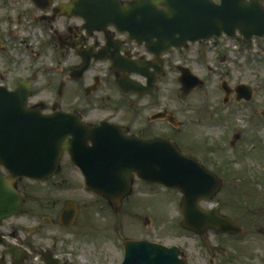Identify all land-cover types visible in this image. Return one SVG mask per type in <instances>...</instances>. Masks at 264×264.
Returning <instances> with one entry per match:
<instances>
[{
    "label": "rangeland",
    "instance_id": "rangeland-1",
    "mask_svg": "<svg viewBox=\"0 0 264 264\" xmlns=\"http://www.w3.org/2000/svg\"><path fill=\"white\" fill-rule=\"evenodd\" d=\"M30 10L28 0H0V45H4L0 49V83L8 87L33 79L34 74L49 77L56 68L68 69L72 63L65 61L57 48L44 45L47 35L40 24L33 25L36 22L29 18ZM175 60L190 67L206 84L185 95L178 72L165 79L158 97L160 108L168 107L180 125L169 130L162 124V130L174 134L185 152L223 177L222 190L203 204L209 208L219 205L224 214L239 222L243 232L224 235L211 229L204 235L195 234L183 226V195L179 190L136 180L119 214L105 200L81 191L82 218L90 211L97 214L82 220L88 225L82 231L92 233L65 235L72 240L65 264L119 263L125 240L142 238L179 245L189 264H264V37L250 41L241 35L236 39L214 38L191 47ZM44 79L39 78L34 89L39 100L47 101L51 94ZM223 81L232 88L231 97L237 85L250 84L255 89L253 99L238 104L232 98L225 104ZM153 111L148 109L145 116ZM105 112L95 111L94 116ZM20 186L39 199L48 197L44 194L47 185L40 182L24 179ZM85 200L94 204L91 210L85 208ZM11 222L21 225L24 233L30 220L19 216ZM58 227L50 229L51 234H60ZM35 264L45 263L37 259Z\"/></svg>",
    "mask_w": 264,
    "mask_h": 264
},
{
    "label": "water",
    "instance_id": "water-1",
    "mask_svg": "<svg viewBox=\"0 0 264 264\" xmlns=\"http://www.w3.org/2000/svg\"><path fill=\"white\" fill-rule=\"evenodd\" d=\"M58 11L77 12L88 23H111L128 31L132 39L166 49L224 34L236 37L238 32L247 40L264 36L261 0H133L127 5L121 0H71ZM87 68L85 64L79 71ZM182 72L184 92L204 85L189 68ZM223 88L228 100L233 90L227 82ZM236 91L239 99L252 98L248 85L241 84ZM31 93V82H21L16 91L0 86V165L11 174L8 179L0 174V221L22 211L24 196L12 183L23 177L46 179L68 150L84 172L88 187L107 197L116 210L122 198L131 193L137 174L148 182L181 190L186 228L201 234L209 228L221 233L242 232V227L221 214L218 207L201 205L203 199H211L221 190L223 179L184 153L176 142L129 136L117 125L92 128L79 115L70 113L45 115L28 107ZM125 249L121 264H187L177 246L128 240Z\"/></svg>",
    "mask_w": 264,
    "mask_h": 264
},
{
    "label": "flooded vegetation",
    "instance_id": "flooded-vegetation-1",
    "mask_svg": "<svg viewBox=\"0 0 264 264\" xmlns=\"http://www.w3.org/2000/svg\"><path fill=\"white\" fill-rule=\"evenodd\" d=\"M68 1L28 0L33 9L28 12L29 18L36 22L34 26L40 24L47 35L44 45L52 50L57 48L65 61L69 59L72 62L68 69L58 67L53 72L59 77L55 82L56 76L52 74L49 77L40 76L45 77L51 100H39L38 93L33 89L29 105L38 107L45 114H80L83 120L95 127L103 122L117 124L125 127L128 134L145 139L167 136L176 140L184 150L174 134L162 130V124H167L169 130L176 128L170 122L175 114L168 107L160 108L162 103L158 97L165 79L171 74L180 73L182 65L180 60H175L176 56L199 44L189 43L180 49L154 51L144 42L131 40L128 32L110 23L96 21L88 24L79 15H61L55 11ZM122 1L127 3L130 0ZM89 58L90 69L83 77H75L74 69ZM39 78L34 74L33 79H28L33 82V88ZM136 88L143 89V93H127V90ZM232 98L234 103H242L237 100L236 93ZM146 99L147 106L143 103ZM148 109L154 111L146 117ZM95 111L105 113L96 117ZM161 112L163 118L156 119ZM22 180L14 185L21 188ZM40 183L47 185L44 194L48 197L39 199L21 188L25 195L23 212L0 222V264H35L37 259L45 264H65L67 246L72 243L65 235L92 233L82 231L83 227H88L82 224V220L97 214L90 211L82 218L81 191L100 197L112 209L106 198L87 189L85 177L69 152L63 154L57 172ZM32 193L36 194L35 191ZM56 195H61V198ZM84 206L91 210L94 204L85 200ZM19 216H26L30 220L24 233L19 228L21 225L10 224L13 218ZM55 226H59L60 234L49 231Z\"/></svg>",
    "mask_w": 264,
    "mask_h": 264
}]
</instances>
